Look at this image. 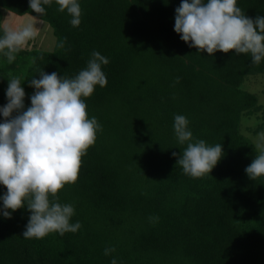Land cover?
Returning <instances> with one entry per match:
<instances>
[{"label": "trees", "instance_id": "trees-1", "mask_svg": "<svg viewBox=\"0 0 264 264\" xmlns=\"http://www.w3.org/2000/svg\"><path fill=\"white\" fill-rule=\"evenodd\" d=\"M79 3L81 22L73 27L55 0L43 15L29 0H0L4 10L47 22L57 40L51 51L22 48L12 63L0 56V106L12 76L24 80L27 107L28 82L39 71L74 77L94 50L109 60L106 86L83 98L101 128L76 181L56 194L74 206L70 222L80 229L25 239L27 208L0 216V264H110L112 257L118 264H264V176L253 180L244 171L258 154L248 131L262 128L264 106L242 87L248 75L264 74V60L189 47L174 31L180 0ZM237 5L248 17L264 16V0ZM258 113L263 121L242 130V119ZM175 114L187 117L194 138L222 144L210 174L192 177L176 164L172 153L186 144L175 138Z\"/></svg>", "mask_w": 264, "mask_h": 264}, {"label": "clouds", "instance_id": "clouds-1", "mask_svg": "<svg viewBox=\"0 0 264 264\" xmlns=\"http://www.w3.org/2000/svg\"><path fill=\"white\" fill-rule=\"evenodd\" d=\"M52 3L29 0V8L43 15L44 6ZM55 3L58 11L71 17L73 27L80 25L79 0ZM174 21L180 39L199 52L212 55L217 50H234L235 54H249L254 64L264 60V16H246L237 0H180ZM33 35L32 24L19 29L5 26L0 34V56L12 63ZM108 63L106 56L94 50L86 67L74 77L39 71V78L28 82L34 92L27 107L24 80L8 78L7 102L0 106V185L6 186L0 194V216L10 218L15 210L27 208L30 214L21 234L25 239H42L53 231L63 235L81 227L79 221L70 222L74 206L60 203L56 194L66 183L76 181L81 157L95 143L101 128L95 116L88 117L83 98L89 97L97 85L106 86L102 66ZM188 125L185 115H174L175 138L178 144H186L179 154L172 153L178 155L176 164L192 177L210 174L222 157V144L209 145L194 138ZM256 147L258 154L244 169L253 180L264 176V133L259 134ZM114 251V246L106 247L104 254ZM110 264H118L117 258L112 257Z\"/></svg>", "mask_w": 264, "mask_h": 264}, {"label": "rangeland", "instance_id": "rangeland-1", "mask_svg": "<svg viewBox=\"0 0 264 264\" xmlns=\"http://www.w3.org/2000/svg\"><path fill=\"white\" fill-rule=\"evenodd\" d=\"M0 13V25L2 28L7 26L11 29H19L28 24L33 25L34 35L26 45L23 46V48L28 50L41 49L46 51H51L55 48L57 40L52 32V28L47 22L31 14L19 15L12 11L4 10L3 8H0ZM242 87L244 90L255 93L258 96L259 103L264 106V74L248 75ZM260 115L261 114L258 113L256 116H245L241 121L242 130L246 129V131H248V129L255 127L257 123L259 125V123L263 121V118H261ZM248 132L252 137V141L256 144L259 139V134L264 133V124H262V128L257 131H253L252 133L250 131Z\"/></svg>", "mask_w": 264, "mask_h": 264}]
</instances>
